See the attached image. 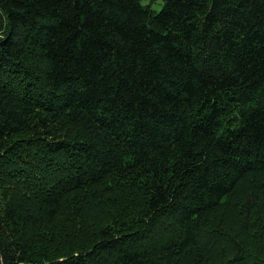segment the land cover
I'll list each match as a JSON object with an SVG mask.
<instances>
[{"label":"trees","instance_id":"16d2710c","mask_svg":"<svg viewBox=\"0 0 264 264\" xmlns=\"http://www.w3.org/2000/svg\"><path fill=\"white\" fill-rule=\"evenodd\" d=\"M156 1L0 0V264H264V0Z\"/></svg>","mask_w":264,"mask_h":264},{"label":"rangeland","instance_id":"374dc122","mask_svg":"<svg viewBox=\"0 0 264 264\" xmlns=\"http://www.w3.org/2000/svg\"><path fill=\"white\" fill-rule=\"evenodd\" d=\"M148 3L149 2L147 1H143V4H148ZM162 4H163V0H157L155 3H152L150 6L155 12H158L161 9Z\"/></svg>","mask_w":264,"mask_h":264}]
</instances>
